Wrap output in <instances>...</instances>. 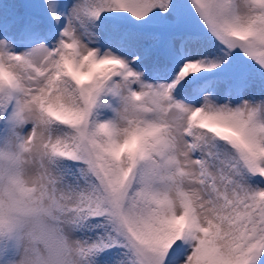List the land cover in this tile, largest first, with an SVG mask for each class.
Here are the masks:
<instances>
[{
	"label": "snow or ice",
	"instance_id": "obj_1",
	"mask_svg": "<svg viewBox=\"0 0 264 264\" xmlns=\"http://www.w3.org/2000/svg\"><path fill=\"white\" fill-rule=\"evenodd\" d=\"M0 264H264V0H0Z\"/></svg>",
	"mask_w": 264,
	"mask_h": 264
}]
</instances>
